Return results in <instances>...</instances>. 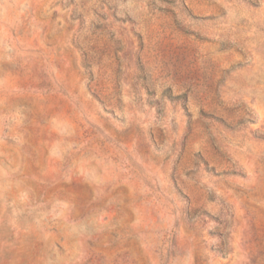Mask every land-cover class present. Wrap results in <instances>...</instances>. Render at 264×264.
Returning <instances> with one entry per match:
<instances>
[{
  "label": "rangeland",
  "instance_id": "1",
  "mask_svg": "<svg viewBox=\"0 0 264 264\" xmlns=\"http://www.w3.org/2000/svg\"><path fill=\"white\" fill-rule=\"evenodd\" d=\"M0 264H264V0H0Z\"/></svg>",
  "mask_w": 264,
  "mask_h": 264
}]
</instances>
